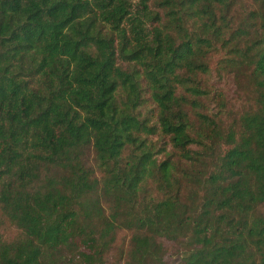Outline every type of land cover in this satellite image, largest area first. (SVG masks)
<instances>
[{"label":"trees","instance_id":"16d2710c","mask_svg":"<svg viewBox=\"0 0 264 264\" xmlns=\"http://www.w3.org/2000/svg\"><path fill=\"white\" fill-rule=\"evenodd\" d=\"M263 206L264 0H0V264H264Z\"/></svg>","mask_w":264,"mask_h":264},{"label":"rangeland","instance_id":"374dc122","mask_svg":"<svg viewBox=\"0 0 264 264\" xmlns=\"http://www.w3.org/2000/svg\"><path fill=\"white\" fill-rule=\"evenodd\" d=\"M221 60V55H214L208 59L209 68L211 75L209 76H200L202 88L207 93V95L201 98L200 107L197 110L192 111L187 109V113L190 118V122L195 127L196 132L203 133V136H211V130L201 127V124L197 118L196 114H204L209 117H217L219 120V125L221 127L222 134H227L230 129L236 130L238 127V114L242 112V107L244 105L245 98L243 97L244 89L240 86H237L238 82H235L232 77L226 76V74H221L218 76V64ZM226 97L225 108L219 111V108L216 105V102L212 99L214 94L221 93ZM207 146L212 144L209 140L204 141ZM152 143L155 147V150H161L163 147L162 141L159 138H153ZM226 150V148L224 149ZM85 163L89 168H93L94 165V153L92 150H88L85 155ZM264 212V206L262 207ZM9 231V230H8ZM129 233L119 232L115 236V242L112 247L110 261L111 264H116L120 259V251L129 240ZM180 252V251H179ZM179 252L169 249V253L164 257L163 264H182L183 258L179 256ZM65 261H61L57 256L50 257L44 260V264H66V261L69 258L67 252H63Z\"/></svg>","mask_w":264,"mask_h":264}]
</instances>
